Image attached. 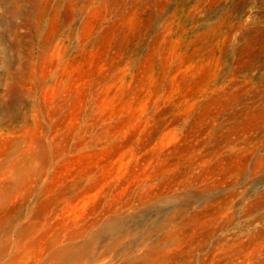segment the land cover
<instances>
[{
  "label": "rangeland",
  "instance_id": "rangeland-1",
  "mask_svg": "<svg viewBox=\"0 0 264 264\" xmlns=\"http://www.w3.org/2000/svg\"><path fill=\"white\" fill-rule=\"evenodd\" d=\"M0 264H264V0H0Z\"/></svg>",
  "mask_w": 264,
  "mask_h": 264
}]
</instances>
